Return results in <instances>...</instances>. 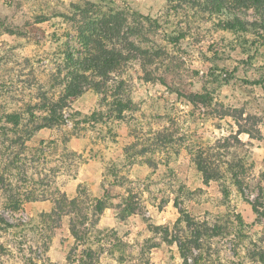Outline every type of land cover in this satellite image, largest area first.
<instances>
[{"label":"rangeland","instance_id":"374dc122","mask_svg":"<svg viewBox=\"0 0 264 264\" xmlns=\"http://www.w3.org/2000/svg\"><path fill=\"white\" fill-rule=\"evenodd\" d=\"M88 1L99 0H0V14L19 24L23 32L11 35L0 26V46L13 55L1 68L3 84L13 91L26 84L23 80L27 78H46L58 62L57 38L64 40L69 32L77 47L74 23L63 15L75 17V6ZM113 1L111 6L165 19V0ZM249 14L254 16L253 11ZM40 16L48 20L39 22ZM142 25L143 46L152 54L160 48L166 53L147 66L150 81L143 79L139 60L125 66L123 77L136 110L123 122L114 123V138L100 125L81 124L69 141V149L77 156L63 159L53 150L44 162L59 188L70 196L80 192L84 208L110 191L107 208L85 225L78 222L77 237L70 230L68 216H41L52 210L51 200L28 203L16 213L0 208L2 217L16 225L0 229V264H186L177 243L191 231L185 222L177 224L180 208L209 227L202 251L193 249L189 264L194 263L193 256L199 257L198 264H264V36L237 34L218 28L213 21L192 19L182 24L186 37L175 45L163 27L145 20ZM162 78L167 83H161ZM205 91L215 98L209 109L193 106L177 95ZM222 105L243 108L261 120L262 139L242 134L249 145L232 148L246 158L242 193L229 185L225 195L218 181L205 184L192 162L196 144H212L232 130L226 123L230 119L218 121L208 115ZM99 107L100 95L92 90L73 103L74 111L83 114ZM72 126L68 122L64 130ZM164 126L174 133L175 147L168 158L162 151L154 155L156 168L147 164L150 151L125 154L126 145L139 139L142 148L153 131ZM56 134L53 129L39 136L53 138ZM128 194L136 207L131 215L123 213V197ZM215 225L220 226L216 231L211 229Z\"/></svg>","mask_w":264,"mask_h":264},{"label":"trees","instance_id":"16d2710c","mask_svg":"<svg viewBox=\"0 0 264 264\" xmlns=\"http://www.w3.org/2000/svg\"><path fill=\"white\" fill-rule=\"evenodd\" d=\"M165 1V19L161 21L136 10L129 12L121 6H111L113 0L88 1L85 5L75 6L73 18L61 14L74 23L77 47L72 44L71 33L68 32L64 40L59 36L58 62L46 78H27L23 80L26 84L13 91L1 80V68L13 55L3 45L0 46V208L16 213L28 203L51 200L54 203L52 210L41 216L59 219L68 216L70 230L75 237L79 233L78 222L85 225L90 218L97 219L103 214L112 199L110 191L84 208L80 192L70 196L59 188L44 162L53 150L60 152L63 159L77 156L76 151L69 149V141L81 129V124L100 125L107 135L114 138L117 136L114 123L123 122L129 113L136 110L137 103L123 77L125 66L132 60H139L145 71L143 79L150 81L147 66L155 63L157 56L166 53L164 48H160L152 54L140 42L145 36L142 31L144 20L151 26L163 27L165 36L175 45L186 37L182 24L192 19L213 21L218 28L237 34L252 32L264 36V0ZM249 11H253L254 16ZM37 20L43 22L48 19L40 16ZM0 26L11 35L23 33L22 27L10 22L7 15L0 14ZM161 81L167 83L166 78ZM88 90L100 95V107L90 114L74 111L73 103ZM177 95L178 99L206 109L211 108L215 100L207 91L177 92ZM78 115L81 120H77ZM208 115L218 121L230 119L231 122L226 120V123L232 130L212 144H196L197 148L191 151L192 162L205 184L218 181L224 186L225 195L229 194V185L242 193L246 158L232 148L245 149L249 145L241 139L242 134H247L250 139H262L260 117L245 112L243 108L223 105L215 107ZM68 122L73 125L70 131L64 130ZM53 129L57 130L53 138L39 136ZM138 140L125 146V154L130 157L150 151L147 164L155 168L158 162L154 155L162 151L168 158L175 147L174 133L166 126L153 131L142 148H139ZM174 154L178 155L179 151H174ZM132 197L130 194L123 197V213L128 215L136 213ZM175 205L179 207L178 198ZM180 213L177 224L185 222L191 235L177 240V244L185 263L189 264L193 249L202 251L209 227L186 209L180 208ZM0 223L2 230L16 226L5 220L1 212ZM219 228L215 225L211 229L216 231ZM192 259L193 264H198V256Z\"/></svg>","mask_w":264,"mask_h":264}]
</instances>
